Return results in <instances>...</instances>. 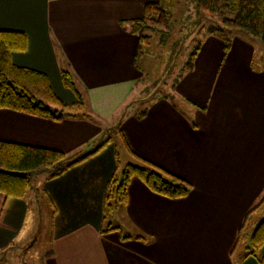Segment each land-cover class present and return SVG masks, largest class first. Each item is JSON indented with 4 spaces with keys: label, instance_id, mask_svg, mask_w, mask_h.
Masks as SVG:
<instances>
[{
    "label": "crops",
    "instance_id": "obj_1",
    "mask_svg": "<svg viewBox=\"0 0 264 264\" xmlns=\"http://www.w3.org/2000/svg\"><path fill=\"white\" fill-rule=\"evenodd\" d=\"M155 1L0 0V29L22 31L28 40L27 51L12 53L13 62L46 73L66 104L77 101L61 79V70L71 71L91 115L55 121L0 108V139L78 154L119 119L122 135L26 198H10L1 252L18 255L29 211L44 189L56 211L53 248L42 264H261L243 257L236 242L264 191V55L241 35L226 54L224 42L209 35L176 94L154 100L143 118L131 109L123 115L143 71V62L135 65L139 41L128 21ZM117 148L124 161L140 156L192 188L169 198L133 178L121 230L102 233Z\"/></svg>",
    "mask_w": 264,
    "mask_h": 264
},
{
    "label": "trees",
    "instance_id": "obj_2",
    "mask_svg": "<svg viewBox=\"0 0 264 264\" xmlns=\"http://www.w3.org/2000/svg\"><path fill=\"white\" fill-rule=\"evenodd\" d=\"M195 1L194 8L201 18L210 15H217L220 18L221 24L210 26L209 35L217 36L224 42L226 54L231 49L233 39L241 33L258 38L264 43V0ZM177 2L181 3L180 0ZM175 5V0L147 2L144 5L143 16L128 21L130 31L138 36L139 44L135 55V65L139 69H141L143 60L149 56L147 50L152 47H161L162 54L173 53V48L177 43V37L173 36L174 21L179 15ZM27 47L28 40L24 32L0 29V108L55 121L67 118L91 119L87 111V103L71 71L61 70V79L65 87L76 95L77 101L66 104L53 90L46 73L19 66L13 62L12 53L25 52ZM200 48L199 43L190 52L185 63L186 67L180 70L175 79L174 88L184 73L193 69L194 60ZM261 62L264 65V59H261ZM162 93L146 101L144 108L135 112L137 116L145 117L149 105L154 100L168 97L164 95V92ZM126 111H129L128 107L127 109L125 107L123 115ZM120 122L121 119L114 125L106 127L103 136L90 150L76 154L70 159L66 152L56 148L0 139V226H4L3 217L10 198H26L29 191L38 190L33 183L35 174L47 173L46 181L61 176L71 167L98 153L120 136ZM121 141L125 143L123 138ZM132 156V160L125 161V167L119 174L123 159L122 153L118 148L116 149L117 168L105 187L102 233L115 229L121 230L120 226H114L113 217L122 207L126 206L128 186L133 178L140 179L151 191L169 198H182L191 191L192 186L187 180L140 156L134 154ZM263 206L264 191L247 211L239 230L236 246L241 245L246 236L247 226ZM55 211L54 208V214ZM138 238L143 237L138 236ZM263 245L264 217L255 223L249 242L243 244V257L251 255L264 264V258L261 256Z\"/></svg>",
    "mask_w": 264,
    "mask_h": 264
},
{
    "label": "rangeland",
    "instance_id": "obj_3",
    "mask_svg": "<svg viewBox=\"0 0 264 264\" xmlns=\"http://www.w3.org/2000/svg\"><path fill=\"white\" fill-rule=\"evenodd\" d=\"M180 2L181 3L179 4L177 0H175V7L178 9L179 15L178 19L176 20L175 18L176 21H174L175 26L173 36L177 37V43L173 48V53L166 52V54H162L160 52L161 47H152V49L147 50L149 56L143 61L142 75L135 85L136 91L134 92L132 99L126 105V109L128 107V110L131 109L135 111L144 108L147 103L146 101H149L153 97H157V95L159 96V94H163L162 92H164V95L168 96L172 95V93L176 94L177 86L174 88L173 84L175 83V79L177 78L180 70L186 67L185 63L190 52L197 44H202L207 40L210 34V26H217L218 24H221V20L217 15H210L201 18V16L197 13L196 8H194L196 5L195 0H180ZM240 35L251 41L257 48V51L264 55V43L261 40L242 33ZM113 142L116 144L115 140ZM90 149L91 148L88 150ZM85 151H87V148L81 150L79 153ZM75 155V153H69L67 157L70 159ZM125 163L126 162L123 160L119 174H121V171L125 167ZM47 175V173L35 174L33 177L34 186H38L42 183V181H46ZM38 195L39 196L37 198L39 199H36V203L29 211V218H27L28 220L26 224L27 226H25L23 233V242H20L22 246H20V249L17 250L18 255L11 257V253L6 255V253L0 252V264H42L43 260H45L48 256L50 257L49 254L53 248L52 219L54 215V206L53 208L51 207L50 201L46 196L44 189ZM125 213L126 211L124 207H122L114 215V226H121L124 224ZM263 217L264 206L258 210V212L254 215V219H252L247 226L245 231L246 236L241 242V247H243V244L245 245L246 242H249L250 234L255 227V223ZM247 232L249 233L248 235Z\"/></svg>",
    "mask_w": 264,
    "mask_h": 264
}]
</instances>
